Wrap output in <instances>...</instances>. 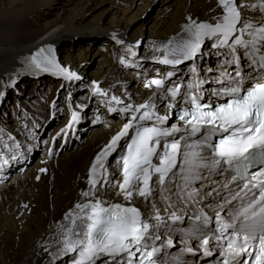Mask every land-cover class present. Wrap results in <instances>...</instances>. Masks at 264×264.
<instances>
[{"label": "snow or ice", "instance_id": "snow-or-ice-1", "mask_svg": "<svg viewBox=\"0 0 264 264\" xmlns=\"http://www.w3.org/2000/svg\"><path fill=\"white\" fill-rule=\"evenodd\" d=\"M217 6L221 11L214 24L188 17V23L182 27L181 41L175 47H171L174 41H169L165 47L168 55L158 62L175 67L195 60L201 54L205 40H213L212 46L215 47H227L229 51L225 55L233 56L228 63L236 66L231 72H222L217 77L219 88L205 89L210 92V97H226V101L216 103L211 98L205 99L203 80L190 84L189 89L194 87L197 91L187 92L181 101L190 107L181 108L177 113V119L183 122L185 134L179 139L165 142L162 154L157 151L161 148L160 137L173 136L182 129L175 125L159 127L171 117L170 114H158L155 103L147 102L135 108L126 104L124 111L141 113L139 117L130 116V121L154 119L156 126L139 129L131 142L127 143L126 154L116 161L121 165L120 175L123 178L122 182L115 181L119 189L116 194L129 204L134 196L141 197L150 210L142 213L135 206L107 204L102 198H96L100 188L111 183L108 180L110 165L106 157L116 150L120 140L133 127L132 123H127L90 165L88 190L80 193L82 197L90 199L76 203L74 210H69L63 217L68 223L58 225L61 239L57 257L75 252L78 259H73V264H96L101 256L112 260L120 257L116 264H125V261L126 264H133L135 260L139 264H160L163 257L159 260L156 258L160 247H156L154 241L160 239L159 229L164 228V234L178 230L184 233L186 246L181 252L192 255L202 252L204 257L218 255L223 258L220 264H264V20L253 23L248 19V10L256 8L248 0H218ZM261 10H264V4ZM242 35L250 39H243ZM237 46L243 47L249 56V70L242 71L244 66L234 56ZM44 52V48L39 49L31 57L32 64L37 69L47 71L48 68L42 67L38 59L43 57L47 65L59 67L54 58L45 56ZM59 71L69 79L75 76L63 68ZM173 74L167 73L169 77ZM152 86L164 88V81L152 79L144 85L145 88ZM165 91L173 102L181 95L178 84ZM111 100L117 104L123 102L115 96ZM166 107L171 112L176 105L170 102ZM190 137L198 139L189 142L187 138ZM214 137H217L215 141ZM180 140L185 141L182 184L175 183L177 172L173 171L177 167V156L181 155ZM205 149L210 151L205 154ZM154 157L158 163H153ZM254 168L257 170L249 174ZM204 170H207V175ZM214 172L218 175L234 173L231 182L237 179L244 181L240 191L233 192L231 198L224 197L223 202H215L213 198V201L189 214V201L201 204L213 192L219 195L215 188L201 195L199 189L192 187L197 181L210 180ZM224 187L227 188L228 184L225 183ZM169 194L176 195L178 203L171 202ZM156 197L165 201L163 211L167 216L160 214ZM245 198L246 205L225 211L233 201H243ZM178 204L182 207H178ZM205 208H210L214 216L205 212ZM185 216L190 221L189 225L183 229L174 228L173 225L184 224ZM189 239L198 241L195 249L187 245ZM149 241L153 243L149 244ZM162 246L174 247L172 239L169 238ZM138 252L142 253V257H137ZM211 264H216V261Z\"/></svg>", "mask_w": 264, "mask_h": 264}, {"label": "bare ground", "instance_id": "bare-ground-1", "mask_svg": "<svg viewBox=\"0 0 264 264\" xmlns=\"http://www.w3.org/2000/svg\"><path fill=\"white\" fill-rule=\"evenodd\" d=\"M248 2L260 6L264 0H248ZM156 5H158V8L151 16L150 14ZM56 9L60 10L56 18L54 20L48 19ZM213 10H217L214 0H0V76L13 72L20 56L36 52L41 48H44L52 58H58L56 52H58V46L62 41L67 40V37L71 35L81 34V30L85 28L81 27V23L86 24L89 16L94 18L98 15L97 19L102 20L103 25L113 32L108 37L112 35L111 38L113 37L118 45H114L109 40L106 42L88 39L85 42L81 39L75 49L70 48V45L65 47L69 55H67V52H63L61 53L62 57H77L78 61H82L85 57L91 64L75 63L76 65H72L68 61L60 60L62 65L73 66L82 76L81 81L85 82V84L73 89V95L75 96L77 90H81L80 88L87 85L85 79L90 76L93 77L89 69L94 67V72L97 73L95 76L103 78L106 75L104 82L109 84L104 85L103 82V86L109 92H116L115 94L118 93L137 101L151 99L158 104L157 96L153 97L154 92L144 88L145 80L157 73H163L159 79L164 81V88H156L155 92L161 93L166 89L168 83L166 74L171 69L169 66L158 62L165 55H168L165 47L169 41H174L171 47H175L176 43L181 41L182 27L188 23V17L193 20L196 18L203 19L208 15H215V13H211ZM257 14L252 18L253 20L250 17L249 20L253 23L264 20V16L261 13L259 14V11ZM257 26L259 25L257 24ZM71 32L72 34H70ZM138 35L144 37L138 45V52H142L145 58L154 49L153 57L156 62L150 60L151 55L147 58V61H143L144 58L141 55L132 58L133 54L130 53V49L132 44H136L132 39ZM151 37L153 41L150 42L151 45L147 50L145 45ZM183 38L186 39L187 37L184 36ZM128 40H131V42H128ZM79 45H82L83 50L79 49ZM94 46H96V49L93 50ZM48 49L52 51L49 52ZM205 50L204 44L202 47L203 52L197 56L196 61L188 64L185 61L177 66L178 70H172V72L182 75L186 72L184 69L190 70L193 66L199 71V65L203 67L204 64L206 68L210 69L207 66H209V59H212V54L209 50L204 53ZM88 52L92 53L90 57ZM121 52L126 55L123 56ZM70 53L72 54L70 55ZM206 57L208 58L204 59ZM122 60L124 63H121ZM78 64L83 65V67L80 68ZM137 65H140L144 70L141 71V68ZM214 69L211 68V71ZM218 69L221 68L217 66L216 70ZM200 71L202 72H199V78L201 79L204 71ZM213 78L216 80L217 76L214 77L213 75ZM132 79L134 81H131ZM129 82H133L132 88L130 87L133 94L131 96V93L127 91ZM210 82H205L203 86L209 88L207 83ZM125 93L127 94L125 95ZM63 94L67 96L69 93L66 94L64 90ZM78 97L75 96L74 98ZM95 102H97V99H95ZM73 105L82 112L83 116H80L76 110L72 112H68L66 109L63 110V113L66 112L67 116L64 122H58V125H55L54 128L58 126L55 130H59L64 127L69 131V144L59 158L49 164L48 171L44 175L41 174L39 179L34 181L33 176L30 175L31 166L21 180L16 181L19 177L16 173L10 181L3 180L0 185V264H64L63 262H56V260L60 261L63 257L59 256L57 258L56 256L61 237L58 235V231L51 230L50 225L53 220L62 219L69 210H74L76 203H84L90 199L80 195L82 191L88 190V178L85 172L88 170L95 154L107 143L108 136L114 131L112 122L117 120L109 118L112 121H108L105 117L104 106H101L100 103H96L94 107H90L92 103H89L87 108ZM59 106L60 104L55 110L56 116H59L62 112ZM90 112H93L94 116H98L96 122L93 121L94 119L88 120ZM99 118H101V123L96 124L100 121ZM50 122L55 123L56 121L53 119ZM48 128V124L43 126V131L41 130L42 138H44ZM84 130L88 133L85 135L84 141L75 148L72 140L75 134L78 136L83 135ZM21 139H25L23 134ZM37 142L40 144L41 140L37 139ZM23 149L28 150L26 147H23ZM113 179L114 174L108 168V180L111 183L104 188H100L96 198H102L107 203L111 201L110 198L114 194L112 189ZM182 183V181H178V184ZM225 183L228 184L227 188L224 187ZM97 187L99 188V185ZM192 187L199 189L201 195L215 188L218 190L219 195L213 192L212 196L204 199L201 204L189 201V212H194L198 208L207 205L210 201H213V198H215V202H223L224 197L231 198L233 192L240 191L239 186L225 182L214 173L211 175L210 180L197 181L193 183ZM173 191L175 192L176 189L173 188ZM169 195H171V202L178 203L176 195ZM155 199L157 206L161 209L160 213H165L163 211L166 206L165 201L159 197ZM137 203L143 206L145 211L150 209V206L144 200H137ZM236 206L235 200L228 205L225 211L236 209ZM178 207H182V205L178 204ZM204 210L211 215L212 210L210 208ZM67 223L62 222V224ZM161 233H165V231H161ZM175 233L165 235H172L168 238L176 242L178 237L174 236ZM191 242V240H187V244H191ZM181 244H185V240ZM195 245H197L196 242ZM46 247H48L47 251L45 250ZM200 253L198 252L197 255L191 254L188 259L191 261L193 258L194 262H200L196 258L202 255ZM214 257L211 259L214 260L216 258ZM55 258L57 259L55 260Z\"/></svg>", "mask_w": 264, "mask_h": 264}, {"label": "rangeland", "instance_id": "rangeland-1", "mask_svg": "<svg viewBox=\"0 0 264 264\" xmlns=\"http://www.w3.org/2000/svg\"><path fill=\"white\" fill-rule=\"evenodd\" d=\"M10 1H13V0H10ZM264 3V2H263ZM256 5V8H253V9H249L248 10V19H249V17L252 19L254 16H255V14H257L258 13V11H259V14L261 13L263 16H264V10H261V5L260 6H258L257 4H255ZM158 8V5H156V7L154 8V10L151 12V16L152 15H154V13H155V11H156V9ZM59 9H56L53 13H52V15L51 16H49L48 17V19H52V20H54L55 18H56V16H57V14L59 13ZM258 15V14H257ZM97 17H98V15H96V16H94V18L93 17H88V20L86 21V24H82L81 23V27H85L83 30H81V34H77V35H71V36H69V37H67V40H65V41H62V43L58 46V49H57V51L58 52H56L57 53V56H58V58H60V60L61 61H68V62H70L72 65L73 64H75V63H82V64H88V65H91L90 63H89V61H88V59L87 58H85V57H83L84 59L82 60V61H78L77 60V57H71V56H69V57H62V54L61 53H63V52H67V55H69V52L67 51V50H65L66 48L65 47H67V46H71L70 48H72V49H75L76 48V46H77V44H78V41L79 40H81V39H83V40H85V42H87V40L88 39H91V40H103V41H111V42H113L114 43V45L115 44H117L118 45V43L117 42H115L114 41V38L112 37L111 38V36L110 37H108L111 33H113L112 32V30L110 29V28H108L107 26H104L103 25V23H102V20H98L97 19ZM253 20V19H252ZM47 21H49V20H47ZM80 32V31H79ZM78 32V33H79ZM86 32V33H85ZM70 34H72V32L70 33ZM69 34V35H70ZM82 36V37H81ZM81 37V38H80ZM76 38V39H75ZM69 39H72V40H69ZM143 39H144V37L143 36H141V35H138V36H136L134 39H132V40H134L135 42H136V44L137 43H139V42H142L143 41ZM76 41V42H75ZM128 42H131V40H128ZM157 42V41H156ZM99 43V42H98ZM121 43V42H120ZM155 43V42H154ZM135 44V43H134ZM134 44H132V48L130 49L131 51L134 49L133 47H134ZM157 44H159V42H157ZM106 45V43L104 44V46ZM119 45H121V44H119ZM79 49L80 50H83L82 49V45H79ZM98 48V47H97ZM94 49H96V46H94L93 47V50ZM60 50V51H59ZM92 50V51H93ZM123 50V49H122ZM128 50V49H127ZM207 50L208 49H206L205 50V52L204 53H207ZM130 51V53H132ZM153 51H154V49L152 50V53H150V55H151V58H150V60H154L155 62H156V60H155V58L153 57ZM71 52H72V50H71ZM72 53H70V55H71ZM121 54L124 56V55H126L125 53H123V52H121ZM64 55H65V53H64ZM83 55V54H82ZM92 55V53L91 52H88V56L90 57ZM207 55V54H206ZM207 58V57H206ZM92 59V58H91ZM210 61L208 62V64H209V66H207V67H210V74L209 75H206V69H208V68H206L205 70L202 68V66L201 65H199L200 67H199V72L200 73H202L200 70H203L204 71V73H203V77H201V79H204V81L205 82H209V81H211L210 83H207V86H214V84H217L216 83V80L213 78V74H214V72L213 71H211V68L213 69V68H216L218 65H216L217 64V62H218V60H215L216 61V63H215V65H212V63H214L215 61H214V59L212 58V59H209ZM188 64V63H187ZM76 65V64H75ZM78 65H80V64H78ZM138 67H140V65H137ZM229 67V66H228ZM141 68V67H140ZM165 68H168V67H165ZM90 71H91V73L93 74V76L95 75V74H97V73H95L94 72V67H91L90 69H89ZM142 70H144V68H141V71ZM137 71V70H136ZM184 71H187V69H184ZM90 73V74H91ZM190 74H192V73H190ZM2 76V75H1ZM183 78H184V76H183ZM88 79V78H87ZM22 81V80H21ZM131 81H134L133 79L131 80ZM27 81L26 80H23L22 81V84H25ZM212 82H213V84H212ZM85 83V82H84ZM132 83L133 82H129L128 84H127V88H129V89H127V91H129L131 94H130V96L131 95H133L132 94V92H131V85H132ZM106 84H109L108 82H104V85H106ZM32 85H25V87H26V90H27V92L29 93V92H31V90L29 91L28 90V88H30ZM56 86V85H55ZM43 87H45L46 88V90H47V92L49 93L50 92V86L49 85H47V84H43ZM79 87V86H78ZM131 87V88H130ZM33 88V87H32ZM48 88H49V90H48ZM17 89H18V92H16L15 94H14V92H9L8 94H7V98H6V101H10V104H12V105H15L16 106V104H17V101L19 100V99H17L15 96L17 95V93H21V90H23V88L21 87V86H18L17 87ZM81 90H83V91H85L84 90V88H80ZM65 90V92H66V88L64 89ZM32 93V92H31ZM85 93H87V94H91L90 92L88 93V91H85ZM127 93H125V95H126ZM31 95V94H30ZM65 95V94H64ZM55 95H54V93H53V95L51 96V98H50V105L53 103V101H54V97ZM90 97H91V95H90ZM21 102H22V104L24 103V101L23 100H21ZM58 104H60V106L59 107H61V110H62V112H61V114L59 115V116H56V120L58 119V122H60V123H62V122H64V120H65V118H66V116H67V114H66V116H64L63 117V115H64V109H66V110H68L69 108H68V105L70 106V103H66L65 104V106L62 108V104H64L63 103V101H62V99H59V101L57 100L56 101V103L53 105V110H54V112H55V110H56V108L58 107ZM71 104H74V102H71ZM42 107H43V105H42ZM42 107H37V109H36V111L37 112H39V111H41L42 110ZM40 108V109H39ZM44 110H45V114H46V118H47V120H46V122H45V124H48V127H49V129L51 130L53 127H54V125H55V123H52V122H50V120H52V119H50V116H49V111H50V106H48V107H44ZM55 120V121H56ZM44 124V125H45ZM63 125V124H62ZM10 126H12V123L10 124ZM21 136V138H22V135H20ZM25 136V134H23V137ZM83 140V139H82ZM150 209H148L147 211H149ZM190 211H193V210H190ZM146 212V211H145ZM211 215H214L213 213H211ZM183 246H186V244H182ZM188 246H191V247H193L194 249H195V242L194 241H192L191 242V244H187ZM201 254V253H200ZM216 257V256H215ZM214 257V258H215ZM58 258V257H57ZM57 258H55V260L57 259ZM197 259H199L200 257L199 256H197L196 257ZM67 260H69V258H68V256L67 255H63V257L60 259V261H57L56 260V262L57 263H64L65 264V262H66V264H67ZM189 261H190V259H189ZM191 262H194V259L192 258L191 259Z\"/></svg>", "mask_w": 264, "mask_h": 264}]
</instances>
